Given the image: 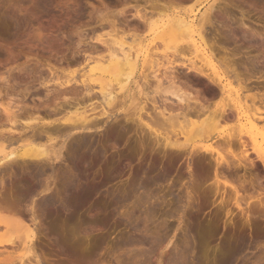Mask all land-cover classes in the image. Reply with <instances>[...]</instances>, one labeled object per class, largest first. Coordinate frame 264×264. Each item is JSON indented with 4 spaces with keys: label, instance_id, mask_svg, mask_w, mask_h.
<instances>
[{
    "label": "rangeland",
    "instance_id": "374dc122",
    "mask_svg": "<svg viewBox=\"0 0 264 264\" xmlns=\"http://www.w3.org/2000/svg\"><path fill=\"white\" fill-rule=\"evenodd\" d=\"M212 4L214 9L209 11ZM209 12L211 23L206 26L209 35L205 39L207 43L210 39L214 41L215 47L222 46L219 53L217 47L215 50L210 49L215 53L212 54L214 64L226 75V82L229 83L224 89L205 76V73L210 72L208 65L190 45L186 27L172 24L174 17H182L188 18V21L192 19L196 27L201 17ZM139 13L142 16L139 17ZM168 20L172 21V25ZM166 22L168 24L165 26ZM246 26L260 33L257 40L247 41L250 36L241 33L244 31L241 28ZM230 30H236V34H231ZM194 35L198 41V36ZM262 36L264 0H0V132L5 131L12 122L24 125L40 117V114L44 116L47 107L63 104L65 112L70 109L68 106L77 104L75 102L79 101L81 93L84 96L80 100L81 106H99L97 104L102 101L101 87L116 95L115 109L118 108V112L108 121L114 130L107 141H100L105 153L90 166L84 163L81 168L84 172L83 184L96 185L100 196L95 200V193L92 197L90 195L70 220L64 218L63 212L59 213L61 216L56 224L65 243L80 251H90L94 261H97L93 264H116L117 258H121V264H132L125 258L129 254L127 251L141 249L142 245L130 241L133 237L130 236L133 235L130 220L136 216L143 218L145 207L153 216L147 222L151 230L159 221H168L169 228L142 247L148 251V262L146 259L144 264H159L160 260V264H170V259L182 248V240L186 237L180 228L189 217L198 213L196 217L202 218L198 221L215 220L212 222L215 225L209 234L204 235L206 241L201 246L196 245L198 242L195 241L198 240L193 236L191 238L194 241L190 236L186 237L193 251L190 254L200 257L202 264H213L221 254V243L236 234L231 237V229L227 227L224 230V222L228 226L230 221L241 226L249 204H261L257 206L260 211H253L252 218L264 229V164L258 154L252 151L251 145L252 135L264 148V102L251 98L263 89L247 90L243 82L235 79L230 71L236 63L243 79L251 76L252 80L261 71L264 75L262 56H253L252 60L257 63L250 74L243 68L249 53L252 57L261 51ZM120 49L131 55V62L120 66L117 75L113 73L112 65L111 68L106 62L95 67L93 60L107 57L109 53H118ZM226 58L229 60L227 64ZM66 79L71 81L67 83ZM71 86L77 88L80 95L57 92ZM87 90L88 96L85 94ZM236 90L240 97V119L231 111L226 120L213 121L214 125L209 120L211 125L206 123V126L204 123L201 126L203 115L201 118L189 112L186 118L182 115L187 110L180 106L203 105L210 111L227 107L236 100ZM172 93L182 94L187 100L179 102ZM142 106L145 108L141 109ZM164 106L167 112L172 111L169 113L174 115L171 119L157 117ZM168 107H171L170 110ZM169 114L166 113V116ZM253 116L261 117V121H256L259 128H255ZM99 133L93 134L98 140L103 135V132L101 135ZM228 134H233L232 141H226ZM241 134L243 146L238 138ZM173 140L181 145H168L167 142ZM2 141L0 159L3 158V151L21 150L18 143L9 146L3 145ZM146 166L156 169L149 177L156 178L157 172L162 174L164 170V174L167 170L169 172L151 187V193L157 194L158 200L157 197L152 198L139 208L138 199L131 194L127 199L123 198L120 204L114 203L115 198L122 194L119 192L135 183L140 177L138 172ZM10 174L14 176L13 182L22 175V178L26 177L18 168H15L14 173L6 171V186L9 185ZM231 184L236 186L238 194ZM43 193L35 196V202L39 200L36 204ZM20 210L21 216L14 215V218L5 208L1 166L0 264H34L36 258L32 256L33 251L42 259L38 258L42 264H71L68 258H64L66 263L60 258L62 256L58 251L63 247L57 243L55 235L44 232L49 216L41 223L38 219L31 220L29 205L21 204ZM15 219L19 221L15 222ZM21 224L30 226L34 231V238L29 242L30 251H26L18 239L24 232ZM177 225L180 227L177 228ZM261 232L258 245L251 243L242 250L241 255L250 259L264 258V230ZM11 237L15 238L14 243H6ZM123 239L125 241L122 242ZM113 252H116L115 255H112Z\"/></svg>",
    "mask_w": 264,
    "mask_h": 264
},
{
    "label": "bare ground",
    "instance_id": "6f19581e",
    "mask_svg": "<svg viewBox=\"0 0 264 264\" xmlns=\"http://www.w3.org/2000/svg\"><path fill=\"white\" fill-rule=\"evenodd\" d=\"M256 2H257V0H256ZM212 8H213V4L211 6H209L208 10L210 11ZM140 14L141 13H139V17L142 16V14L141 15ZM187 19L182 18V17H174L173 22L170 20H168V22L170 21V24L172 22V24H174L173 26L176 25L177 27H180V28H183V26L186 27L185 29H187V31H188V37L191 39L190 45H192L195 48V50L200 53L199 55L202 57V59H204L206 61V64L208 65V71H210V72L205 73V76L208 77L209 79H211V81L213 80L214 83L216 82L215 84L218 83L217 85L221 86V87L219 86L220 89L221 88L224 89L225 87H227V85H229V83L226 82V75L222 74L217 69V66L213 62V56L214 55H212V54H215V53H212L213 51L211 49L215 50V48L217 47V46L215 47L216 43L214 41H212L208 36L207 37L210 39V40L208 39L210 43L209 42L207 43V40L205 39V36L209 35V34H207L208 29H206V26L210 25V23H211L210 22V12H209V14H205L201 17V19L199 20V24L197 23L196 27H195V24H194L192 19H191L192 21L190 19H189L190 21H188ZM140 21H141V19H140ZM168 22L164 23V25L166 26V24H168ZM241 24L243 25L244 23H241ZM164 25L162 27H164ZM169 28H170V26H169ZM241 29H244L243 32L240 30L243 35L246 34V35H248V37L250 36L249 39L247 38L248 39L247 41H251V40L253 41V39L255 40L259 36L258 34H260L259 32H257L255 30V28L252 29L251 27H248V26L241 28ZM234 32L236 34V30H234ZM234 32H233V30L232 31L230 30L231 34H234ZM194 34H196L198 36V39H199L198 41H196L197 39L195 38ZM239 35H241V34H239ZM243 35H241V36H243ZM245 37L246 36H244L243 39ZM260 40H261L260 45L262 44V46H263L262 49H260L261 51L252 55V57H250L251 56L250 53L248 54V51H246L248 56H249V58L245 57V59H247L245 61L247 64L245 63L243 65L244 71L246 73L250 74L253 70H255V65L257 62L255 60H252V58L259 57V56H262L264 58V37L262 36V38ZM215 41H217V40H215ZM221 42H219V43H221ZM257 44L259 45V42ZM220 46L221 45H219V47H217L218 49L216 48V50H218L217 53H219V51H220L219 49H222V46L221 47ZM253 46H255V45H253ZM255 49H256V47H255ZM208 50H210V53ZM223 51H225V50L223 49ZM225 54H227V53L225 52ZM247 54H246V56H247ZM222 56H224V53ZM226 59L228 61V62H226V60H225V62L227 64V63H229V60H228V58H226ZM88 60L90 61L92 59L88 58ZM230 61H232V60H230ZM93 62L95 63V67H100L104 62L107 63V66L110 65V67H111V65H112L113 70H114L113 73L117 75L119 73V70H121L120 66L123 67L124 65L130 64L131 55L129 53L123 52V49H120V51L118 53H109V55L107 57L103 56L101 58L93 60ZM219 63H221V61H219ZM226 64H224V66ZM235 64H233V65L235 66ZM193 65H195V64H193ZM228 65L231 66V64H228ZM230 66H227V67H230ZM234 66L231 69L228 68L233 73V76H235L234 78L239 79L240 82H243L242 84L244 85V87L247 90H251V89L253 90L255 88V89H259L261 91V89H263L261 91V93H259V94L255 93V95H253L254 97H251V98L253 100L258 99L257 102H260V101L264 102V75H263V73H261L262 71L260 72L259 75L253 77L252 80H251V78H252L251 76L248 79H247V77H246V79H243L242 73L240 72V70H237V69H239L238 66L237 67L236 66L234 67ZM195 68H196V66H195ZM202 70H201V72H202ZM90 71H91V69H90ZM199 72H200V70H199ZM228 72L229 71H227V73ZM231 72H229V73L231 74ZM86 77H89V75H87ZM71 79H73V78H71ZM94 79H96V77ZM69 81H71V80L70 79L67 80V83ZM83 81L85 82V80H83ZM83 81H81V82H83ZM252 82H255V83H252ZM86 85H88V84L86 83ZM68 87H70V86H68ZM88 89H91V88H88ZM64 91L65 92L66 91L72 92L76 96L80 95L79 94L80 91L77 88H74V87L72 88V86H71V88L59 89L57 92L59 93V92H64ZM85 91H86V89H85ZM88 91L89 90H87V93H85L87 96L90 95L88 93ZM235 93L237 96H236V100L234 101V103H232L231 105H229L227 107L223 106L219 110L217 109V111H210V110H208L209 109L208 107L203 106V105L198 106V107H197V105L196 106H194V105L189 106L188 103L186 102V104L188 106H180V108L184 107V108H186L185 110H187L186 112L184 111V113L182 115L185 117V116H187L186 114H188V112H189V114L192 113V116H194V117L201 118L203 115V118H201V121H200L201 126H204V125L207 126L208 124L211 125V123L208 122L209 120H212L211 121L212 125L215 124V122H213V121H216V122L220 121L221 122V120L222 121L226 120L229 117L231 111H234L235 114L237 115L238 119H240V116H239L240 108H238V106H240V97H239L238 90H236ZM100 94H101L102 101H100L101 103L97 104L99 106H81L80 100H82L84 97V96H82V93H81V96H79L80 98L75 97L77 99L79 98L78 99L79 101L75 102L77 104L72 105V106L70 105L71 107L68 106L70 109H67L65 112H64L65 107H63V104L59 105V106L54 105L53 107H47L48 109L44 108L45 109L44 110V112H45L44 116H41V114H40V117H36V118H34V120L32 122L25 123L24 125H18L16 123L12 122L11 125L5 131L0 132V141L3 140L2 141L3 145H9L10 146L12 144L18 143L19 144L18 146L21 147L20 151H18L16 149L10 150V151L5 152V153L3 151V158L0 159V167L1 166L3 167V202L5 204V208L15 218V216L21 212L20 205L24 203V204L29 205V211L32 213V217H31L32 221H36L38 219L41 222L44 218L49 216L50 220L46 221L47 224L44 227V229H45L44 232H45V234H48V235H53V236L55 235L54 236V238H56L55 240H57V243L63 247L62 248L63 251L61 249H60V251H58V253L60 252V254L62 256L60 258H62L63 261H64V258H68L67 260L72 261V263L68 261L71 264H93L95 262L93 257H92V253L90 251H88V250L80 251V250L72 247L70 244L65 243L66 240L64 241V236L60 235V233H62V232L58 233L59 230H58L56 221L61 216L59 214L61 212L64 213L63 215H65L64 218L66 220L72 219L74 213L76 211H78L79 208H81V206H83L82 204L85 203V201L90 197V195L92 197V194L95 193V195H96L95 200L98 199L100 196V193L98 191L99 189L96 185L95 186H88V185L83 184L82 179L84 177V172L81 169L82 166L84 165V163H86L87 166H90V163H92L94 160L101 157L103 155V153H105V148H103L102 143L108 140L109 134L114 130V128L112 126H110V122H108V121H109V118H112L113 115H115V113L118 112L117 111L118 108L115 109L116 95L112 94L111 91L104 90L102 87L100 89ZM172 94L175 96L176 100L179 102L187 100V99L183 98L182 94L181 95L176 94V93H172ZM88 98H90V96ZM85 99H86V97H85ZM254 101H256V100H254ZM67 103H69V102L67 101ZM143 108H145V107L142 106L141 109H143ZM170 108H169V110H170ZM171 110H173V109H171ZM165 111H166V108L164 106V108H162V110L160 112H158L159 114L157 117L158 118L162 117L163 119H171L174 116L172 114H169L172 111H170V112L169 111L165 112ZM166 113H168L169 115L166 116ZM178 113H180V112H178ZM178 113H175V114H178ZM175 117H179V116L176 115ZM252 119L255 122V125H254L255 128H259L256 126L258 124V123H256V121L260 120L261 117L260 116H258V117L253 116ZM185 122H186V120H185ZM187 123L189 124V122H187ZM206 123H208V124H206ZM108 125L110 126L109 128H107ZM145 125H147V124H145ZM262 129H264V124L262 125ZM98 131L100 133L103 132V135H102L101 139H99V140L95 138V135H93L95 133L98 134ZM232 135L228 134L229 138L226 141H228V142L230 140L232 141L233 137H234ZM231 136H232V138H231ZM238 138L241 140V145L243 146L244 141L242 138V134L239 135ZM165 139H166V141H169L168 137L167 138L165 137ZM251 142H252L251 145L253 148L252 151H254L255 153L258 154L259 158L262 160V162L264 164V157H263L264 156V148H263L262 144H260V142H257L255 137H253L252 135H251ZM167 143L170 146H178L179 147L181 145V144L179 145L180 142L178 143L177 141L175 142L174 140H173V142L170 141ZM209 150L210 149H206V151H209ZM217 155L219 156V154H217ZM244 155L246 157L247 152H245ZM245 157H244V159H245ZM96 162H98V161H96ZM15 168H18L20 170V172L22 174H24V176H26V177L22 178V176H23L22 175V176H20L21 178L18 177L19 182L17 180H16L17 182L16 181L13 182V179H12L13 175L10 174L8 176V179L10 180L9 185L6 186V177H4V173L6 171L9 173L10 172L14 173ZM154 169L155 168H152L149 166L142 168L138 172V173H140V175H139L140 177H138L135 180L136 181L135 183L130 184L129 187L128 186L124 187V189H122L123 191L119 192V193H122L121 196L119 195L118 197H116L114 195V193L113 194L110 193V195H112V196L114 195L116 197L115 198L116 200L113 199L114 196L112 198L110 197V199H112V201L114 200L113 201L114 203L120 204V202H122V200H124L123 198L127 199L129 197V195L131 196V194H132V196L134 195L138 199V207L139 208L144 207L145 204L147 202H149V200H151L152 198L155 199L157 197L156 199L158 200V196H155L157 194L153 195L154 193L153 194L151 193V187H152V185H155L156 182H158V180L164 179L165 174L168 175L169 172H167L168 171L167 170L166 173L164 174V171H165L164 170V171H162L163 172L162 174H159L160 172L159 173L157 172L158 176L156 178L149 177L150 174L153 175L155 173V172L153 173ZM1 183H2V180H1ZM231 186H232L233 190L235 191V193L238 194L239 191L236 188V186H234L232 184H231ZM6 187H8V190L6 189ZM42 192H44V193H43V196L40 198V202L38 203L39 204L38 205V204H36V202H38L39 200L35 202L34 199H35L36 195H39ZM117 194H118V192H117ZM108 195H109V193H108ZM100 201H98V202H100ZM107 202L110 203V201H107ZM113 202H112V205H113ZM260 205L261 204L259 203L257 205L256 204H254V205L249 204L247 206V208H246V214L247 215H246L244 222H242L241 226H238L236 223H233L232 221L229 222L230 224L228 226L224 222V224H223L224 230L227 227H230V229H231V231H230L231 235L230 236L232 237L236 233L234 235L236 237H235V239H233V237H234L233 236L232 239H230L228 241L226 240V241L221 243L222 247L219 246L220 247L219 250L221 251V254L214 261L213 264H264V258L262 259L261 257H258L257 259H250L249 257L241 255L242 250H244V248L248 247L251 243L254 242V243H256V246L258 245L259 238L261 237V234H262L261 231L264 230L263 227H261L262 225L260 226L259 223L257 224V221L256 222H255V220L253 221V219H255V218L254 217L252 218L253 211H255V210L257 211V209H258L257 206L259 207ZM196 206H198V203ZM135 207H137V205ZM200 207H201V205H200ZM260 208H262V207H260ZM145 209L146 208L144 207L143 212L141 211L143 213L142 214L143 218H141V216L140 217L136 216L130 220V222L132 221V223H130V224H132L131 227L133 229L132 230L133 235H130L127 233V235L133 236V237H131L130 241H132L133 243L134 242L138 243V244L142 245V247L144 245H146L147 243L149 244L150 241L153 240V238L156 239V237H159L161 235L162 231L169 228L168 221H161L162 223L159 221L158 223H156L158 225L155 224L156 226H154V227L152 226V229L153 228L154 229L151 230V227L149 228L147 226V224L152 220L153 216L151 217L150 216L151 213L149 214V211L145 210ZM197 210H199V208H197ZM258 211H260V209H258ZM261 211H262V209H261ZM194 213L195 212H193L192 214H194ZM196 214L198 215V213H196ZM196 214L192 215L191 217L188 216L190 219L187 220V222L184 223V226L181 227L180 229H183V234L186 235V237L190 236V238H191V236H193L194 238H196V240H198V241H195V242L196 243L198 242V244H196V243L195 244L201 246L205 243L203 241H206V239L204 240V235H206L208 232H210V230L214 227L215 223H212V222L215 220H213L212 222L210 220L209 221L207 220V222H203V220H202V222H201V221H198L200 218L198 219L196 217ZM141 219H144L146 222L141 220ZM128 220H129V218H128ZM164 220H165V218H164ZM17 221H19V220H16L15 222H17ZM19 223L20 222H18V224ZM21 223H22V221H21ZM21 225H22L21 227H22L24 232H23L22 237L19 236L18 239L20 240V244L23 245V247L27 251L31 248V245L29 244V242L34 238L33 237L34 231L30 226H27L24 224H21ZM179 227H180V225L177 228H179ZM222 235L224 236V234H222ZM125 236H126V234H125ZM186 237H184L185 239L183 238L184 240H182V243H181V244H183V246L181 245L182 248L180 247V250L177 251L175 253V255L172 256V258L170 259V264H202V262H201L202 260L200 259V257H194L190 254V252L193 253V251L191 250V245L188 242V239ZM231 237H229V238H231ZM68 238L69 237H67V239ZM122 238H124V237H122ZM14 241H15V238L11 237V239H8L5 242L13 244ZM121 241L123 242L125 240L123 239ZM3 243H4V241H3ZM64 244H66V245L68 244V245L65 246ZM193 244H192V246H193ZM122 245H123V243H122ZM131 245L132 244H130V246ZM200 246H198L197 248H199ZM117 247H118V245H117ZM142 247H141V249H131L128 247L129 250L130 249L131 250L127 251V252H129V254L127 253V257H125L126 259H128L127 261H130L132 264H141V263L144 264V263L148 262V259H147V257H148L147 252L148 251L146 252L145 249H142ZM118 248H117V250H118ZM194 248H195V246H193V249ZM33 252H32V256L36 258L35 260L33 259L35 261V263L36 264H42V261H40L42 259H40L37 256V254H35ZM174 252L175 251H173V253ZM115 253L116 252H113L112 255H115ZM91 258H92V260H91ZM115 258H116V256H115ZM146 259H147V261H146ZM115 261H117L116 264H118V263L121 264V262L123 263L121 258H117ZM160 261H159V264L161 263ZM240 261H241V263H240ZM64 262L66 263V261H64ZM124 262H126V261H124ZM98 264H99V262H98Z\"/></svg>",
    "mask_w": 264,
    "mask_h": 264
}]
</instances>
